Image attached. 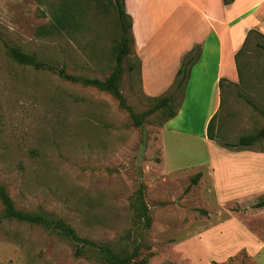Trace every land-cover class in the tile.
<instances>
[{
	"label": "rangeland",
	"instance_id": "obj_1",
	"mask_svg": "<svg viewBox=\"0 0 264 264\" xmlns=\"http://www.w3.org/2000/svg\"><path fill=\"white\" fill-rule=\"evenodd\" d=\"M58 3L85 13L83 28L73 35H38ZM105 3L0 0V184L18 209L63 218L81 237L116 251L140 242L138 260L144 264H264V208H255L264 190L223 187L220 196L214 191L210 163L217 152L203 138L212 109L206 96L189 95L163 132L157 113L136 129L110 94L58 75L62 68L91 79L111 74L120 25L116 7ZM259 40L264 45V39L250 38L240 58L239 82L227 84L221 96L213 127L221 146L264 128ZM7 45L56 71L15 63ZM136 63L133 54L125 66ZM121 92L138 113L155 103L142 92L137 68L125 73ZM181 100L179 95L176 105ZM247 150L264 151V139ZM199 173L202 178L193 184ZM141 184L152 227L138 240L126 233L133 228L131 201ZM74 253L71 242L43 228L15 221L0 225V264H100Z\"/></svg>",
	"mask_w": 264,
	"mask_h": 264
},
{
	"label": "crops",
	"instance_id": "obj_2",
	"mask_svg": "<svg viewBox=\"0 0 264 264\" xmlns=\"http://www.w3.org/2000/svg\"><path fill=\"white\" fill-rule=\"evenodd\" d=\"M124 8L132 20L133 49L141 61V89L147 97L174 91L184 58L200 48V57L189 70L181 104L183 109L189 95L206 96L212 106L208 125L213 116H218L225 86L239 82L235 56L246 34L256 30L264 36V0H235L228 7L223 0H125ZM221 80H226L223 87ZM171 131L177 132L173 128ZM203 134L217 152L211 156L210 174L218 196L223 187L264 190V151L231 150L209 140L206 132ZM237 161L238 174L233 177L232 166Z\"/></svg>",
	"mask_w": 264,
	"mask_h": 264
},
{
	"label": "trees",
	"instance_id": "obj_3",
	"mask_svg": "<svg viewBox=\"0 0 264 264\" xmlns=\"http://www.w3.org/2000/svg\"><path fill=\"white\" fill-rule=\"evenodd\" d=\"M94 1L98 5L106 4L105 0ZM124 1L125 0H109V2L117 9L120 25V37L113 47L112 56L115 64L108 78L100 80L97 78L91 79L75 77L69 75L64 68L58 71V75L63 80L73 83H81L84 86L93 87L110 94L118 102L119 108L128 114L132 126L136 129H142L145 121L154 116L156 113L163 117L162 125H165L178 115L181 103L179 105L176 104L178 102L179 95L181 96V99L183 98L182 92L189 78V70L199 59L200 48H194L190 54L184 58L177 75L175 90L167 95L153 98L152 100H154L155 103L148 110L141 113L136 112L133 107L128 104L126 97L121 92V82L125 73L133 71L137 68L141 81V61L134 54L132 20L125 12ZM234 1L235 0H223V3L226 7H228L231 6ZM51 9L52 18L50 19V24L47 27L45 26L39 28L38 35L47 36L52 33L64 32L69 35H73V32L81 31L83 28L82 22L85 19V13L82 12L81 16L80 14H74L70 8H64L60 3L56 5L53 4ZM255 36L264 39V36L258 33V31L250 30L244 45L235 56L239 75H241L240 58L244 54L250 38ZM6 47L8 56L19 65L32 67L35 70L56 71L54 67L38 61L33 54H27L17 47L8 45ZM256 47L264 50V45L260 40L256 43ZM133 54L137 59V63L126 67L125 64L129 62V58L132 57ZM225 82L226 80H221L220 86L223 87ZM248 103L252 105L250 101H248ZM216 118L217 115L213 116L207 127V137L211 141H216V137L213 133ZM263 139L264 128L256 133L240 136L236 143L224 142L222 145L232 150L249 149L259 144ZM202 176V173L197 174L193 178L192 183L197 184ZM145 190L146 186L141 184L132 198L131 209L133 211V228L129 229L126 233L127 237L136 236L138 240L142 238L144 232L150 230L152 227V217L150 215L149 206L145 201ZM0 203L2 205L0 225L4 221H15L43 228L44 230L71 242L75 246L74 255L77 258L92 256L95 257L100 264H144L143 260H138L142 245L140 242L135 243L131 249L126 247L116 251L109 244H100L91 241L88 238L81 237L73 226H71L63 218L56 217L53 214L43 211L28 212L18 209L7 188L2 184H0ZM255 208H264V200L256 203Z\"/></svg>",
	"mask_w": 264,
	"mask_h": 264
}]
</instances>
